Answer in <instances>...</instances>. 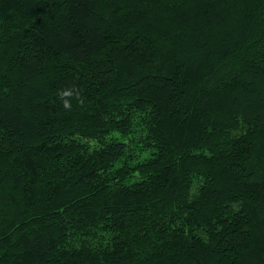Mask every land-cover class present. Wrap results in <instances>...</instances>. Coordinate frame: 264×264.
I'll use <instances>...</instances> for the list:
<instances>
[{
    "label": "trees",
    "instance_id": "obj_1",
    "mask_svg": "<svg viewBox=\"0 0 264 264\" xmlns=\"http://www.w3.org/2000/svg\"><path fill=\"white\" fill-rule=\"evenodd\" d=\"M0 264H264V0H0Z\"/></svg>",
    "mask_w": 264,
    "mask_h": 264
},
{
    "label": "clouds",
    "instance_id": "obj_2",
    "mask_svg": "<svg viewBox=\"0 0 264 264\" xmlns=\"http://www.w3.org/2000/svg\"><path fill=\"white\" fill-rule=\"evenodd\" d=\"M70 94L71 93L69 91H67V90L63 91L61 93V99L63 100L64 97L69 96ZM64 107L65 108H69L68 102L66 100L64 101Z\"/></svg>",
    "mask_w": 264,
    "mask_h": 264
}]
</instances>
